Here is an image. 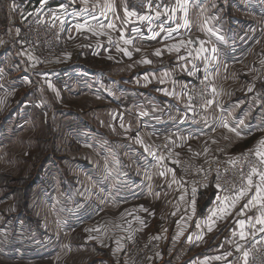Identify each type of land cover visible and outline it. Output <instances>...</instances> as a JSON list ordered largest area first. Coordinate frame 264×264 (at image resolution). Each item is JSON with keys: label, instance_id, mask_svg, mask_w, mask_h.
Returning <instances> with one entry per match:
<instances>
[{"label": "crops", "instance_id": "0c3cea01", "mask_svg": "<svg viewBox=\"0 0 264 264\" xmlns=\"http://www.w3.org/2000/svg\"><path fill=\"white\" fill-rule=\"evenodd\" d=\"M23 1L0 0V100L4 94L15 98L4 115L5 119L15 120L21 116L24 120L25 116L31 115H21L22 107L26 104L33 103V107L28 109L41 111L38 104L43 102L42 95L39 96L42 81L45 84L47 81V87L52 81L59 87L66 84L67 90L73 89L68 94L73 95H78L79 90L84 88V91L96 93V98L102 101L106 95L110 96L109 92L115 96L116 89H124L127 92L123 95L125 98L134 96V100L146 107L145 110L138 108L136 112H127V116L117 110L115 114L119 119H125L117 126L111 124L113 127L110 125L106 129L109 134L117 133L119 138L128 139L125 149L152 151L161 139L168 138L178 146L179 152L183 149L201 160L193 158L195 161L205 164V160L211 156L207 150L203 151L200 143L202 133L220 130V133L233 132L229 131L232 127L223 126L221 103L253 100L251 97L254 96L219 94L209 111L196 113L185 96V89L201 61L195 58L184 60L181 49L176 45L168 46L189 40V44L191 42L193 46L203 49L205 54L212 55V48H216L218 54L228 47L231 51L242 52L251 38L259 37L264 32V0H187V27L182 26L184 12L180 8L176 11V21L167 26L153 18L154 14H146L144 8L152 0H132L133 5L142 6L141 11L131 8L130 0H87V4L84 0H72L76 5L77 17L63 36L62 52L52 58L49 68L43 69L36 68L30 62L32 60L28 53L25 56L19 51L20 35L16 28H19V32L20 27L16 8ZM30 1L33 7H37L58 0ZM125 9L137 15L128 16ZM141 16L150 19L142 20ZM13 24L15 29L11 31ZM109 24L115 27L109 28ZM78 25L84 27L78 28ZM153 33L158 34L155 39L152 38ZM111 40H117L118 47L127 49L131 56L117 51L118 47L109 48ZM124 40L132 42L125 44ZM153 45H157V48H153ZM157 50L161 59L155 58ZM144 60L151 63H144ZM26 81H34V87L21 94ZM123 81H130V85ZM215 83L213 81L214 86ZM52 85H49V91ZM76 85L77 89H74ZM260 93L257 92L258 95ZM113 100L116 101L115 97ZM15 107H18L17 114L9 117ZM137 117L146 121L143 122L146 125L143 129L140 120H133ZM241 117L243 119V114ZM239 122L242 123V120ZM235 123V127L242 126ZM101 132L106 133L104 130ZM109 145L120 150L116 141ZM171 160L167 157L156 161L146 158L140 162L145 166L146 173L120 176L113 180V185L105 188L106 193L113 190L124 200L121 202L123 205L115 204L108 209H112L110 212L115 216L106 215L103 221L104 228L112 225L118 230L116 247L130 244L133 238L138 239L140 245L150 246L166 237L167 257L164 255L165 249L164 256L154 255L150 264H244L242 246L245 238L241 239L239 233H245L249 225L260 229L264 227L257 223L264 213V204L256 201L249 204L256 192L248 191L235 207H231L235 196H222L211 185L199 189L176 170ZM136 163L139 164L138 161ZM162 172L164 175H161ZM161 199L165 201V208L159 206ZM223 209L227 210V215ZM112 219L114 221L110 222ZM241 220L245 221L243 228L239 224ZM209 224H212V231H208ZM121 256L124 263L130 261L136 264L134 255L127 260H124L126 254Z\"/></svg>", "mask_w": 264, "mask_h": 264}, {"label": "rangeland", "instance_id": "374dc122", "mask_svg": "<svg viewBox=\"0 0 264 264\" xmlns=\"http://www.w3.org/2000/svg\"><path fill=\"white\" fill-rule=\"evenodd\" d=\"M13 29L14 24L11 31ZM18 29L19 51L27 56L28 51L22 47L21 27L19 32ZM184 42L168 47L176 45L182 50V58L188 49L190 58L201 61L189 81H203L204 76L209 77L212 88L216 89L213 104L219 94L254 96L245 103H221L224 124L236 129L240 135L227 131L220 133L221 130L202 133L203 151L207 150L211 156L205 161H230L249 148L263 151L260 141L264 140V64L261 63L264 61V32L251 38L246 50L238 53L228 47L218 54H205L191 42L189 44V40ZM62 50L63 46L58 54ZM213 55L217 57L215 60L211 59ZM118 57L120 60L121 55ZM155 58L161 59L159 55ZM49 66L50 63L45 68ZM213 81L217 83L216 87ZM42 82L39 96L42 95L43 102L38 104L41 111L34 112L28 109L33 103L26 104L21 115H31L25 116L24 120L21 116L15 120L5 119L15 98L4 94L0 100V264H132L123 262V253L127 255L124 260L134 255L140 259L137 262H142L146 251L155 243L143 246L133 238L130 244L122 246L123 250L121 246L117 248L118 230L112 225L104 228L103 221L106 215L115 216L110 212L112 209H108L115 204L121 206L124 201L113 190L106 193L105 188L108 189L120 176L146 173L145 166L140 163L146 158L156 161L166 157L158 150L160 142L152 151L125 149L128 139L106 130L111 124L117 126L125 119H119L115 114L117 110L127 116V112H136L138 108L145 110L146 107L134 100V96L125 98L123 95L127 92L120 88L114 92L115 96L109 92L110 96L106 95L102 101L96 98V93L84 91V88L78 95H73L68 94L73 89L67 90L66 84L59 87L56 82H49L48 87L54 84L49 91L47 81L46 84ZM122 83L130 85V81ZM31 87H34V81H26L25 89L20 93L28 92ZM55 92L59 96L54 95ZM133 120H140L142 129L146 126L143 119ZM235 122L242 126L235 127ZM113 141L119 144L120 150L109 145ZM179 155L195 158L183 149ZM172 163L175 165L176 161ZM164 202V199L159 200V206L165 208ZM165 238L160 241L162 255L166 249L164 255L167 257ZM148 254L150 264L153 256L158 254Z\"/></svg>", "mask_w": 264, "mask_h": 264}, {"label": "built area", "instance_id": "2783aa9c", "mask_svg": "<svg viewBox=\"0 0 264 264\" xmlns=\"http://www.w3.org/2000/svg\"><path fill=\"white\" fill-rule=\"evenodd\" d=\"M177 6V0H152L144 8L146 14H154L164 26L176 21V11L172 9ZM76 5L72 0H58L52 4H40L33 7L30 0H24L17 5L16 16L22 30V47L26 49L31 57L32 64L43 69L52 58L56 56L63 46V36L70 28L72 21L77 17ZM157 12L160 13L157 16ZM175 17L174 19L172 17ZM109 48L119 46L117 40L109 42ZM191 51L185 49L183 58L189 59ZM196 76V75H195ZM194 76V77H195ZM203 77V81L188 82L185 94L192 103L198 114H205L213 105L214 92L210 78ZM212 101V103H208ZM161 154L176 161L177 170L189 181L195 183L199 189L214 186L217 191L225 197H234L241 187L247 186V176L252 167L264 170L261 157L256 155L257 149L249 148L230 161L213 159L207 163L195 161L192 158L179 155L178 146L171 139H164L158 144ZM258 176H253V185L249 191L256 192ZM219 185V187L217 186ZM162 242L157 241L153 248L148 249L142 258L133 257L136 264H148L149 254L162 255ZM243 253L249 252L248 264H264V232L254 225H249L245 230V239L242 246ZM135 258H137L135 260Z\"/></svg>", "mask_w": 264, "mask_h": 264}, {"label": "snow or ice", "instance_id": "6c2138e0", "mask_svg": "<svg viewBox=\"0 0 264 264\" xmlns=\"http://www.w3.org/2000/svg\"><path fill=\"white\" fill-rule=\"evenodd\" d=\"M84 3L87 4V0H84ZM177 6L181 10H183V12H184V24L182 26L183 27H187L188 26V23H189V21L187 19V14H188L187 13V0H177ZM109 7L112 8L113 6L112 5H109ZM176 10H177L176 8H173L172 9V12L174 13ZM125 11H126V15H128V16H135V15H137L134 11H128L127 9H125ZM159 15H160V13L157 12V16H159ZM172 18L174 19L175 17L173 16ZM140 19L146 20V19H150V17L141 16ZM77 27L78 28H83L84 25H78ZM108 27L109 28H114L115 25L114 24H109ZM89 30H91V29H89ZM209 31H211V29H209ZM156 35H158V34L157 33H153L152 38L155 39ZM221 39H222V37H221ZM131 42H132L131 40H124V43L125 44H130ZM201 45H203V41H201ZM136 50L139 51L140 49H136ZM117 51H123L126 55L131 56V53L128 52L127 49H121V48L118 47L117 48ZM211 51H212L213 54H215L217 52V49L216 48H212ZM155 54L156 55H160V51L157 50ZM216 58H217L216 55H213L211 57V59H213V60H215ZM206 59H207V57H206ZM143 62L144 63H151V61H149V60H144ZM261 63L264 64V61H261ZM205 79H207V77H205ZM251 90L252 89L249 88V91H251ZM212 91L215 92L216 89L213 88ZM208 103H212V101H208ZM223 126L224 127H228L227 124H224ZM229 131L236 132V129L229 128ZM236 134L237 135H240L239 132H236ZM141 143H142V141H141ZM260 144L262 146H264V140H261L260 141ZM256 155L258 157H261V163L264 164V151L258 150L256 152ZM161 175H164V173L162 172ZM253 176H258L259 177V180H260V183L256 185V195L251 198V200L249 201V204L253 203V201L261 202L262 204H264V170H258L257 168L252 167L249 175L247 176V186L246 187H241L239 189L237 195L232 200L231 207H235V204L242 197H244L248 193V191L251 189V187L253 185ZM217 186L219 187V185H217ZM193 193H195V189H193ZM245 207H248V205H245ZM222 211L224 212L225 215L228 214L226 209H223ZM213 215H215V213ZM212 223L214 224L215 221H213ZM257 223H259L261 225H264V213L261 214V217L257 220ZM239 224H240L241 228H243L244 227V224H245V221L241 220V221H239ZM89 231H91V230H89ZM208 231H212V224H209ZM260 231L264 232V227H261ZM239 235H240V238L241 239H244L245 238V233L243 231H241L239 233ZM198 239H202V237H198ZM227 255H231V253H228ZM248 256H249V252L245 251L243 253V261H244V264H248ZM216 259H220V257H216Z\"/></svg>", "mask_w": 264, "mask_h": 264}, {"label": "trees", "instance_id": "16d2710c", "mask_svg": "<svg viewBox=\"0 0 264 264\" xmlns=\"http://www.w3.org/2000/svg\"><path fill=\"white\" fill-rule=\"evenodd\" d=\"M130 6L131 8L135 9L136 11H141L142 10V6L140 4H137V5H133L132 4V0H130ZM17 110H18V107H15L11 110L10 112V116L9 117H13L14 114H17Z\"/></svg>", "mask_w": 264, "mask_h": 264}, {"label": "bare ground", "instance_id": "6f19581e", "mask_svg": "<svg viewBox=\"0 0 264 264\" xmlns=\"http://www.w3.org/2000/svg\"><path fill=\"white\" fill-rule=\"evenodd\" d=\"M18 203V202H17Z\"/></svg>", "mask_w": 264, "mask_h": 264}]
</instances>
